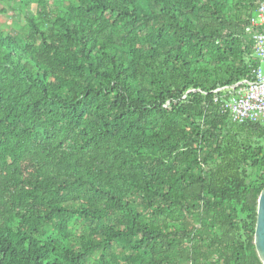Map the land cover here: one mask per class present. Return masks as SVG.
Returning a JSON list of instances; mask_svg holds the SVG:
<instances>
[{"label":"trees","instance_id":"trees-1","mask_svg":"<svg viewBox=\"0 0 264 264\" xmlns=\"http://www.w3.org/2000/svg\"><path fill=\"white\" fill-rule=\"evenodd\" d=\"M262 3L0 0V264H263Z\"/></svg>","mask_w":264,"mask_h":264},{"label":"built area","instance_id":"built-area-1","mask_svg":"<svg viewBox=\"0 0 264 264\" xmlns=\"http://www.w3.org/2000/svg\"><path fill=\"white\" fill-rule=\"evenodd\" d=\"M246 33L253 43L252 57L261 64L264 61V3L257 17L250 20ZM260 64L250 79L215 91V102L222 104L223 111L230 114L233 122L264 124V73Z\"/></svg>","mask_w":264,"mask_h":264},{"label":"water","instance_id":"water-1","mask_svg":"<svg viewBox=\"0 0 264 264\" xmlns=\"http://www.w3.org/2000/svg\"><path fill=\"white\" fill-rule=\"evenodd\" d=\"M255 246L258 256L264 264V190L258 199V220L255 233Z\"/></svg>","mask_w":264,"mask_h":264},{"label":"rangeland","instance_id":"rangeland-1","mask_svg":"<svg viewBox=\"0 0 264 264\" xmlns=\"http://www.w3.org/2000/svg\"><path fill=\"white\" fill-rule=\"evenodd\" d=\"M3 21V20H2ZM260 67H261V69H262V71H263V73H264V61L260 64Z\"/></svg>","mask_w":264,"mask_h":264}]
</instances>
